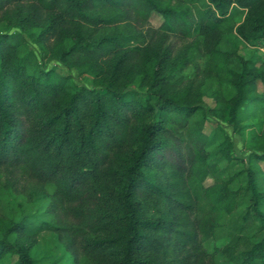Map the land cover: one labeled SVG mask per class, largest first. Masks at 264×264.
<instances>
[{
  "label": "trees",
  "instance_id": "trees-1",
  "mask_svg": "<svg viewBox=\"0 0 264 264\" xmlns=\"http://www.w3.org/2000/svg\"><path fill=\"white\" fill-rule=\"evenodd\" d=\"M242 43L264 48V0H0V172L46 205L16 221L0 205V264H36L45 232L72 264H264V236L243 252L232 243L253 216L264 233V171L195 120L212 99L217 123L264 162V64ZM236 215L232 241L209 253Z\"/></svg>",
  "mask_w": 264,
  "mask_h": 264
},
{
  "label": "rangeland",
  "instance_id": "rangeland-1",
  "mask_svg": "<svg viewBox=\"0 0 264 264\" xmlns=\"http://www.w3.org/2000/svg\"><path fill=\"white\" fill-rule=\"evenodd\" d=\"M245 15L246 11L236 12L230 20L228 28V39L237 44L238 42L236 39V30L238 26L243 22ZM162 23H164V18L161 15L154 14L152 17V24L156 27H159L160 25H162ZM10 33L17 35L20 33V31L17 29H13ZM23 37L27 42V48L31 50L38 59H40L37 45H35L33 39L26 33L23 34ZM239 48V52L243 54L246 59L252 61V63L257 61L258 65L264 64V48L262 46L248 47L247 45L242 43L239 45ZM24 52H28V50H25ZM199 62L203 63L202 59H199ZM48 66L56 69V71L60 74L67 73L66 70L60 68L54 62H50ZM72 77L76 84H84L89 87L92 86L91 77H89L88 80L80 79L75 72L72 73ZM259 88V91L263 93L264 87L261 83L259 85ZM203 102L207 115L204 118L198 117L195 120L196 123H199L202 120L205 121L204 133L208 136H212L219 130L224 135H228L234 143L235 156L244 158L246 163L254 168L255 171L261 169L264 171V162L259 163L254 161L251 163V156L244 150L243 142L239 134H236L231 127H227L224 123H221L220 125L217 123L216 119L211 114V109L214 107L213 100L209 98H203ZM214 183L215 181L212 178H209L205 183V186L209 187ZM237 202V212L243 211V213H245L247 212L248 208L253 205L254 199L252 198V196H250V194H247L244 196V198L240 197ZM0 205L6 219L10 221L19 220L23 216L34 212L38 208H40L39 211L43 213L46 206L43 203V200H40L37 203H33L29 193L24 195L13 191L7 183L5 174L2 172H0ZM236 220L237 215L236 217H228L227 220L222 222V227L218 232L217 239L208 240L207 242H205L204 247L209 253H215L217 250L225 247V245L232 241L230 238V235L234 234V228H232V224ZM259 225V218L257 216H253L252 224L248 226L244 233H242L240 236H237L236 239L232 241V243H238V246L236 245L238 252L250 250L253 245L262 240L264 233L258 230ZM31 255L34 258L36 264H72L71 257L65 252L63 246L58 241L57 235L51 232H45L39 237L38 241L32 247ZM222 256L223 255L217 256L218 259L220 258V263L229 264L226 262V257Z\"/></svg>",
  "mask_w": 264,
  "mask_h": 264
}]
</instances>
